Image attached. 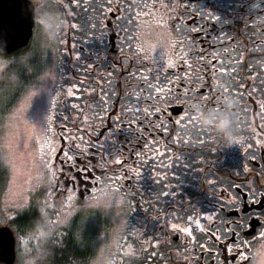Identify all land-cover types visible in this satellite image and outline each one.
Wrapping results in <instances>:
<instances>
[{"label":"flooded vegetation","instance_id":"obj_1","mask_svg":"<svg viewBox=\"0 0 264 264\" xmlns=\"http://www.w3.org/2000/svg\"><path fill=\"white\" fill-rule=\"evenodd\" d=\"M0 6L2 15L33 12L28 43L0 55L50 54L57 64L30 85L42 95L51 89L45 140L54 154L44 190L54 238L80 226L88 200L107 198L96 225L77 227L88 264H256L264 248V0ZM17 68L20 76L31 69ZM223 116L227 137L217 129Z\"/></svg>","mask_w":264,"mask_h":264},{"label":"rangeland","instance_id":"obj_2","mask_svg":"<svg viewBox=\"0 0 264 264\" xmlns=\"http://www.w3.org/2000/svg\"><path fill=\"white\" fill-rule=\"evenodd\" d=\"M45 57L8 59L0 55V157L8 178L0 199V226L31 202L39 206L42 215L39 225L21 237L19 247H16V264H47L48 245L55 240L54 235L57 233V229L52 228L57 221L49 216L51 195L44 190L52 181L46 170V160L50 161L54 154V145L51 143L47 146L45 140L52 134L47 126L49 120L45 119V110L52 102L51 89L46 88L42 95L40 86H30L37 84V78L43 71L54 75L57 64H54L55 60L50 58V54ZM23 64L31 69L25 70L20 76L17 66ZM23 80L24 84L29 83L25 87ZM40 185L42 187L38 192ZM88 203H91L92 208L84 206V212L81 210L84 214L79 226L81 231L82 226L88 229L96 225L99 213L109 211L110 199H92L86 205ZM68 219L69 216H66L60 221L66 223L71 218ZM85 240L87 238L84 236ZM260 255L256 264H264V248Z\"/></svg>","mask_w":264,"mask_h":264},{"label":"trees","instance_id":"obj_3","mask_svg":"<svg viewBox=\"0 0 264 264\" xmlns=\"http://www.w3.org/2000/svg\"><path fill=\"white\" fill-rule=\"evenodd\" d=\"M7 180V170L0 157V199L3 196ZM40 221H42V215L39 206L31 202L16 215L7 218L5 225L10 226L14 230L17 237V246L19 247L21 237L35 229ZM78 226L79 221L76 220L67 231L65 230L64 233H60L61 235H57L56 239L48 245L49 249L46 257L47 264L89 263L91 248L90 245L78 240L76 236Z\"/></svg>","mask_w":264,"mask_h":264},{"label":"water","instance_id":"obj_4","mask_svg":"<svg viewBox=\"0 0 264 264\" xmlns=\"http://www.w3.org/2000/svg\"><path fill=\"white\" fill-rule=\"evenodd\" d=\"M2 9V6H0ZM33 22V12L27 15L12 7L8 15L0 14V51L12 53L28 43ZM17 238L8 225L0 226V263L15 264Z\"/></svg>","mask_w":264,"mask_h":264},{"label":"clouds","instance_id":"obj_5","mask_svg":"<svg viewBox=\"0 0 264 264\" xmlns=\"http://www.w3.org/2000/svg\"><path fill=\"white\" fill-rule=\"evenodd\" d=\"M199 118L204 123H211L212 122L210 117L200 116ZM217 129L219 132L224 134L226 137L230 136L232 134L231 121L228 119L227 116H223L219 119V121L217 123Z\"/></svg>","mask_w":264,"mask_h":264},{"label":"snow or ice","instance_id":"obj_6","mask_svg":"<svg viewBox=\"0 0 264 264\" xmlns=\"http://www.w3.org/2000/svg\"><path fill=\"white\" fill-rule=\"evenodd\" d=\"M182 111H183V109H182ZM256 183L259 184V181H257ZM261 187H264V186H261ZM250 191H251V189H250ZM253 199H255V196H253ZM261 201L264 202V196L261 197ZM221 211H224V209L222 208ZM233 211H235V209H233ZM257 220L259 221V217H257ZM184 231L187 232L189 235H191V230L184 229ZM233 235L235 236V233ZM262 235H264V233H262ZM229 251H231V250H229ZM237 255H240V253H237ZM233 260H235V257H233Z\"/></svg>","mask_w":264,"mask_h":264}]
</instances>
